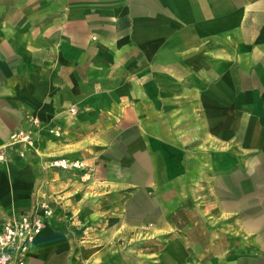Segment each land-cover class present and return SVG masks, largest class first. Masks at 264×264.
Instances as JSON below:
<instances>
[{
  "label": "crops",
  "instance_id": "0c3cea01",
  "mask_svg": "<svg viewBox=\"0 0 264 264\" xmlns=\"http://www.w3.org/2000/svg\"><path fill=\"white\" fill-rule=\"evenodd\" d=\"M0 153L26 264H264V0H0Z\"/></svg>",
  "mask_w": 264,
  "mask_h": 264
},
{
  "label": "built area",
  "instance_id": "2783aa9c",
  "mask_svg": "<svg viewBox=\"0 0 264 264\" xmlns=\"http://www.w3.org/2000/svg\"><path fill=\"white\" fill-rule=\"evenodd\" d=\"M74 110V108H72ZM35 123L38 119L33 118ZM12 145L22 146V153L34 147L33 133L20 129L11 134ZM2 154L0 153V157ZM44 168H59L69 172H81L83 176L93 171L84 157L54 156L43 161ZM53 210L45 202L31 210L14 214L0 226V264H26L28 252L36 236L42 231Z\"/></svg>",
  "mask_w": 264,
  "mask_h": 264
},
{
  "label": "rangeland",
  "instance_id": "374dc122",
  "mask_svg": "<svg viewBox=\"0 0 264 264\" xmlns=\"http://www.w3.org/2000/svg\"><path fill=\"white\" fill-rule=\"evenodd\" d=\"M79 157H84V156H80L79 155ZM85 158V157H84ZM86 159V158H85ZM94 168V167H93ZM93 171H94V169H93ZM92 171V172H93ZM82 175V174H81ZM88 175V174H87ZM86 175V176H87ZM83 176V175H82ZM43 202H45L49 207H51L52 208V210H53V213H52V215H51V217L56 213V209H57V201H55L54 199H47L46 198V200H43ZM150 241V240H149ZM145 242V243H142L141 245L142 246H144V247H154V246H160L161 245V241L160 240H158V243H151V242Z\"/></svg>",
  "mask_w": 264,
  "mask_h": 264
}]
</instances>
